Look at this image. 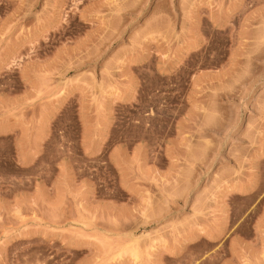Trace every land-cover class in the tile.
<instances>
[{"label": "rangeland", "instance_id": "1", "mask_svg": "<svg viewBox=\"0 0 264 264\" xmlns=\"http://www.w3.org/2000/svg\"><path fill=\"white\" fill-rule=\"evenodd\" d=\"M206 93L218 111L248 109L238 95L264 104V0H0V108L22 122L0 136V157L41 139L35 164L0 160V264H158L156 179L167 175L194 226L202 216L226 229L179 244L164 264H264L262 200L247 211L252 199L228 198L216 212V193L243 174L218 175L197 197L207 163L231 168L240 145L230 158L198 145L174 172L156 168V142L179 134L187 97ZM248 119L245 136V121L223 133L194 118L182 139L251 140L246 153L264 158V117ZM157 163L166 168L163 149ZM256 181L264 192V164Z\"/></svg>", "mask_w": 264, "mask_h": 264}, {"label": "crops", "instance_id": "2", "mask_svg": "<svg viewBox=\"0 0 264 264\" xmlns=\"http://www.w3.org/2000/svg\"><path fill=\"white\" fill-rule=\"evenodd\" d=\"M216 96L217 95L206 93L201 94V98H186L188 101H190L191 104L190 107L187 108L176 121L179 129V134L170 139L156 142V148L159 149V153L160 150L163 149L164 157L167 159L166 168L162 169L160 164L157 163V160L159 159V153L156 154V156L158 157H156V168H158V172L160 174L161 172H174V169L177 166L176 161H178L179 159H185L187 161V150L198 147V145H200L199 147H201L202 149L208 150L224 149L226 151L217 153V155H222L227 158L231 157L230 154L233 146L240 145L239 147L242 152L233 158L234 160H232V163L230 164L231 168L224 169L225 161L223 158H219L216 163H207L208 172L206 177L203 179L202 187L197 197L203 199L204 197L209 196L210 189H206L205 187L209 186L210 182L215 177H218V175L232 174L234 173V169L238 170L240 174H243L239 177V180L232 182L231 188L227 189L223 194H221V192L216 193V197L222 196L224 198L221 202V210H216V212H229V199L234 197L252 199V203L249 205L247 211H255V208L258 206L259 201L262 200L263 209L261 211V214L255 218V223L253 225V227L259 233L260 230L264 228V192H261L258 187L256 181V173L257 170L261 171L264 164V158H257L255 155L253 156V154L246 153V150L258 146H252L251 140H219L214 142V144H209V142L201 141L200 143L194 144V142L191 140L182 139V135L187 131L188 126L190 124H193L198 117L200 118L201 125L205 128H215L217 126V128L221 129L223 133H226L227 129H238V126L242 123V121H245L243 129L241 131L243 134H245V136L246 133L248 134V118H250L253 114L256 116L258 111L261 114V117H264V104L260 107H258L256 104V101L260 96L259 94L238 95L239 98H236V100L244 102L248 101L249 108L246 109L245 106H243V109H240V111L235 113H233L232 110L228 109L218 111L212 108L210 102L217 100V98H215ZM218 99H221L219 95ZM197 101H200V104L196 103ZM240 105L241 104H239V106ZM5 106L10 110L9 112L5 109ZM218 112L222 114H218ZM243 113L244 115H242ZM241 116L244 117L242 120L236 119ZM213 117H221L224 119H218L217 121H215L216 124H214ZM245 117L247 119H245ZM21 125V120L15 118L14 114L11 112L10 103L5 104L3 108H0V136L15 133V131ZM30 140L31 142L26 145H23L21 143H13L11 148L13 150L14 156L11 158L9 156L3 155L0 157V160L4 162V164H35L37 153L41 148V139L38 136L32 135ZM259 147L264 148V141L259 144ZM241 154H248V157L244 158L241 156ZM156 182L157 185L160 186L158 192L156 190V244H159L158 264H164V260L167 255L175 254L179 249L178 245H181V243H184L185 245L187 243H192L194 240L202 239L204 237H219V235L223 234L221 230L226 229V227H223L221 225L225 224L226 220L221 223L213 222L212 224L209 223L208 219L200 216L198 219V222L200 224L198 226H194L192 219L193 204L191 202V204L187 207L184 203H182L183 198H186V196H188L185 190H180L177 195H173L170 193L169 187L172 184L170 175H167L164 179L158 178L156 179ZM30 192L31 191L25 190L22 193H25V195H27ZM127 192L129 194L128 197L130 200L135 199L134 197H136V194H134V192H130V190H127ZM201 210H203L202 207H200L199 211Z\"/></svg>", "mask_w": 264, "mask_h": 264}, {"label": "bare ground", "instance_id": "3", "mask_svg": "<svg viewBox=\"0 0 264 264\" xmlns=\"http://www.w3.org/2000/svg\"><path fill=\"white\" fill-rule=\"evenodd\" d=\"M133 249H131V251H132ZM135 250V249H134ZM133 255L135 256V257H137L139 254H138V251L137 250H135V251H133Z\"/></svg>", "mask_w": 264, "mask_h": 264}]
</instances>
